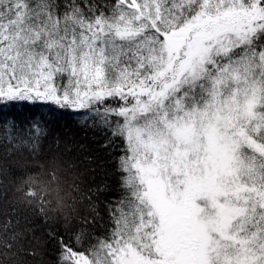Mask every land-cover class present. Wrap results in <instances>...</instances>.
Returning a JSON list of instances; mask_svg holds the SVG:
<instances>
[{"label":"snow or ice","instance_id":"snow-or-ice-1","mask_svg":"<svg viewBox=\"0 0 264 264\" xmlns=\"http://www.w3.org/2000/svg\"><path fill=\"white\" fill-rule=\"evenodd\" d=\"M29 104L101 132L111 172L69 182ZM6 110L0 264L51 212L57 264H264V0H0Z\"/></svg>","mask_w":264,"mask_h":264},{"label":"trees","instance_id":"trees-1","mask_svg":"<svg viewBox=\"0 0 264 264\" xmlns=\"http://www.w3.org/2000/svg\"><path fill=\"white\" fill-rule=\"evenodd\" d=\"M8 115L7 110L0 113V121ZM11 117L21 125L27 126L28 123L35 122L47 127L48 136L42 141L43 152L61 154L70 163L76 164V168L67 173L69 182L73 174L79 175L85 181L91 179V169H95L97 174L101 171L111 172L109 153L102 147L104 135L98 130L86 127L82 118L72 111L29 104L11 110ZM12 179L14 178H8L9 183ZM27 223L32 229L29 234L32 243L28 251L35 254L26 255L23 259L27 264H57L59 245L50 240L49 236L58 234L57 238L63 236L67 241L70 226L65 225L63 218L58 217L55 212L49 213L47 218L28 215Z\"/></svg>","mask_w":264,"mask_h":264}]
</instances>
